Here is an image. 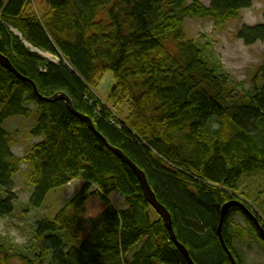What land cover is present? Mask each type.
Returning <instances> with one entry per match:
<instances>
[{
  "label": "trees",
  "instance_id": "16d2710c",
  "mask_svg": "<svg viewBox=\"0 0 264 264\" xmlns=\"http://www.w3.org/2000/svg\"><path fill=\"white\" fill-rule=\"evenodd\" d=\"M252 2L211 0L204 6L197 0H43L39 18L35 0H0V51L42 95L66 93L109 144L146 173L172 215L178 240L196 264H232L218 236L221 209L238 200L230 192L237 194L244 176L264 172V66L250 100L230 103L227 77L209 65L199 45L186 39L184 25L192 15L225 23ZM12 29L60 61L31 51ZM237 37L247 45L264 42V23L242 26ZM108 71L116 80L112 97L131 103L125 122L94 90ZM21 116H34L30 136L43 138L30 145L24 157L12 150L17 131L4 126ZM214 119L221 121V129L212 132L208 142L204 135ZM175 134L193 147L185 150ZM23 161L31 169L32 208H40L54 189L77 179L86 182L53 220L38 223V263L25 259V264H45L48 253L49 264H189L162 217L152 220L151 205L133 169L65 101L41 99L30 82L0 65V218L14 211L12 180ZM115 191L126 208L110 201ZM93 196L106 208L80 241ZM240 202L261 222L248 203ZM244 206L232 207L223 225L225 242L238 264L242 261L228 232L234 215L243 214L264 240ZM2 248L0 264H8L10 257Z\"/></svg>",
  "mask_w": 264,
  "mask_h": 264
},
{
  "label": "rangeland",
  "instance_id": "374dc122",
  "mask_svg": "<svg viewBox=\"0 0 264 264\" xmlns=\"http://www.w3.org/2000/svg\"><path fill=\"white\" fill-rule=\"evenodd\" d=\"M8 1L5 0L6 3ZM37 1L41 3L43 0H35L38 4ZM193 1L186 0L188 4H192ZM197 1L204 6L211 4V0ZM252 1L250 9L240 11L237 16L228 19L225 23L216 22L215 19L209 17L192 15L186 19L184 25L186 39L199 45L203 49L204 57L209 65L217 73L227 77L226 95L232 104L249 101L262 81L259 71L264 66V42L258 41L254 45H247L243 39L237 37L238 32L245 24L252 26L264 22V0ZM21 39L26 41L23 37ZM34 51H37V48ZM40 51L41 54L36 53L44 59L51 62H53L52 60L60 61L57 55ZM115 84L113 73L108 71L99 79L94 90L101 101L112 110L111 112L125 122L130 114L131 103L122 96L115 99L112 97V89ZM29 107L34 109L35 105L30 104ZM220 122L214 119L209 126L206 135H204L208 142L214 136L211 133L221 129ZM34 125V116L13 117L4 124L7 130L18 133V142L12 149L18 157H24L30 145L43 139L30 136ZM174 139L181 142V146L185 150H190L193 147L179 134H175ZM30 170L28 163L23 161L20 171L12 180V190L16 194L14 211L11 215L0 218V246L3 247L1 251L10 257L8 264H25V259L38 263L40 244L35 240L38 223L43 220H53L55 215L80 192L86 183L85 180L77 179L64 187L54 189L48 194L40 208H32L30 200L34 187L29 180ZM94 189H96L95 186L89 191L92 192ZM236 192L237 194L234 191L230 193L236 197L235 199L248 203L252 212L261 218L260 224L264 229V172L257 171L244 176ZM109 199L118 209L126 208L124 199L118 191L113 192ZM105 208L106 204L98 196L89 199L84 216L88 221L85 225L86 233L79 237L80 241L87 238L93 228L92 220L99 217ZM150 213L153 221L161 217L152 206ZM228 224V232L231 234L234 248L242 264H264V240L261 241L262 238L257 237L247 218L238 213L231 218ZM242 231L245 233L243 239ZM51 257L52 255L49 253L45 254L44 263L49 264Z\"/></svg>",
  "mask_w": 264,
  "mask_h": 264
},
{
  "label": "water",
  "instance_id": "95a60500",
  "mask_svg": "<svg viewBox=\"0 0 264 264\" xmlns=\"http://www.w3.org/2000/svg\"><path fill=\"white\" fill-rule=\"evenodd\" d=\"M14 32L15 35L19 36L20 38H22V34L20 32H18L17 30H12ZM16 31V32H15ZM24 42V41H23ZM24 44L26 46H28L30 48L31 51L33 52H37L39 54H41V51L37 49V51H34L32 46H29L27 44V42L25 41ZM0 65L8 70H10L12 73H14L18 78L24 80V81H28L30 82L34 89L35 92L37 93V95L46 101L49 102H54L57 100H63L66 102L67 108L75 115H77L80 119H82L83 121H85L87 123V125L89 126V128L95 133L97 134L105 143L106 145L118 156L120 157L123 162H125L127 165H129L134 173L136 174V176L138 177L141 185H142V189L144 192V196L146 198V200L148 201V203L157 211V213L162 217L165 227L166 229L169 231L170 236H171V240L172 242L180 249V251L182 252V254L184 255V257L187 259V261L190 264H196L194 263V260L188 250V248L182 244L176 235L175 229H174V225H173V219H172V215L169 212V210L167 209L166 206H164L157 198L155 192L153 191L146 173L140 169L122 150L112 146L109 144V142L106 140V138L97 130L93 119L86 115L83 114L81 112H79L73 104L72 99L66 94V93H57L51 97H46L44 95H42L35 82L30 80L29 78L25 77L23 74H21L13 65V63L11 62V60L9 59V57L5 56L1 51H0ZM234 206H239L242 207L244 206V204L238 200H232L229 201L227 203L224 204V206L221 209V217H220V222L218 225V236L221 242V245L223 247V249L225 250V252L227 253V255L229 256L232 264H238L235 256L233 255V253L231 252V250L228 248L224 236H223V225H224V220L225 217L227 216L229 210L234 207ZM245 207V206H244ZM246 208V207H245ZM247 210V208H246ZM247 212L250 214V216L252 217V219H254V221L257 223V226L259 228V231L262 235V237L264 238V229L261 226L260 222L258 220H256L255 216L249 211L247 210Z\"/></svg>",
  "mask_w": 264,
  "mask_h": 264
},
{
  "label": "bare ground",
  "instance_id": "6f19581e",
  "mask_svg": "<svg viewBox=\"0 0 264 264\" xmlns=\"http://www.w3.org/2000/svg\"><path fill=\"white\" fill-rule=\"evenodd\" d=\"M38 2V4L37 3H35V6H34V10L38 13V17L39 18H41L42 17V14H39V12H40V2L39 1H37ZM252 7V6H251ZM247 9H250V8H247ZM242 10H245V9H242ZM241 10V11H242ZM262 23H264V22H262ZM262 23H259V24H262ZM245 25H247V24H245ZM256 25H258V24H256ZM248 26H251V25H248ZM252 26H254V25H252ZM16 32V31H15ZM19 32V31H18ZM257 43V42H256ZM27 44L29 45V46H31L28 42H27ZM34 49H35V47H33ZM89 236V235H88ZM87 236V237H88ZM176 246V245H175ZM177 247V246H176ZM177 249L180 251V249L177 247ZM181 252V251H180ZM182 253V252H181ZM194 260V259H193ZM189 263V262H188ZM194 263H196L195 262V260H194ZM190 264V263H189Z\"/></svg>",
  "mask_w": 264,
  "mask_h": 264
},
{
  "label": "built area",
  "instance_id": "2783aa9c",
  "mask_svg": "<svg viewBox=\"0 0 264 264\" xmlns=\"http://www.w3.org/2000/svg\"><path fill=\"white\" fill-rule=\"evenodd\" d=\"M53 62H56L55 60H52Z\"/></svg>",
  "mask_w": 264,
  "mask_h": 264
},
{
  "label": "crops",
  "instance_id": "0c3cea01",
  "mask_svg": "<svg viewBox=\"0 0 264 264\" xmlns=\"http://www.w3.org/2000/svg\"><path fill=\"white\" fill-rule=\"evenodd\" d=\"M36 3V2H35Z\"/></svg>",
  "mask_w": 264,
  "mask_h": 264
}]
</instances>
